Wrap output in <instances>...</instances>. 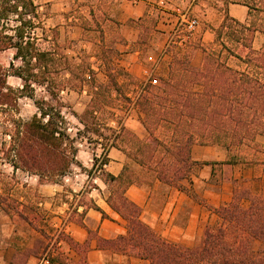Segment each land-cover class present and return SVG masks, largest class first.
Returning a JSON list of instances; mask_svg holds the SVG:
<instances>
[{
    "label": "trees",
    "instance_id": "1",
    "mask_svg": "<svg viewBox=\"0 0 264 264\" xmlns=\"http://www.w3.org/2000/svg\"><path fill=\"white\" fill-rule=\"evenodd\" d=\"M223 3L225 10L229 3H239L248 7L249 13L264 12V0H223ZM36 29L40 32L37 35ZM255 31L264 32V28L253 20L241 22L231 18L225 11L222 22L214 29L213 43L197 45L203 51L198 66L193 65L186 51H175L160 84L150 81L142 84L128 100L140 111L143 126L153 135L152 143L137 140L133 158L154 179L197 199L190 171L202 163L190 158L194 143L224 146L232 154L228 163L246 162L247 151L253 150L254 154L259 151L254 139L256 135H264V44L259 49L252 48ZM49 32L52 28L43 26L34 0H0V51L14 50L9 66L0 65V106L6 104L11 90L6 77L15 76L23 82L19 97L33 99L39 111V117L34 114L26 123L20 141L19 131L11 135L18 140L16 155L21 162L12 164L30 171L29 162L34 171L45 177L63 174L65 169V165L56 167L50 159L41 158L61 154L57 147L63 135L59 126L61 110L44 98L35 99L32 85L45 87L50 97H54L63 89L56 85L53 75L63 70L75 77L78 87L83 86L86 75L95 80L92 73L87 74L91 70L82 62H74L70 68L71 62ZM44 42L49 45L44 46ZM228 43L240 44L247 52L241 55ZM231 58L236 59L234 64L229 62ZM106 77L105 82L90 85L91 105L83 112L84 116L102 105L100 97L110 89L121 96L122 83L115 74L107 71ZM156 129L161 130L162 136L154 135ZM32 142L37 143V155L31 152L26 159L28 154H22L19 148ZM107 177L110 182H123L125 188L133 181L123 173L118 176L107 173ZM259 181V178L253 183L236 181L231 200L211 208L216 219L206 224L200 239L191 245L167 240L140 221V208L124 196V190L114 200L111 193L107 201L126 220V232L111 239L98 238L96 246L111 254L138 257L147 264H264V247L257 245H264V188L254 187ZM72 244L84 255L87 245ZM80 264H88L84 256Z\"/></svg>",
    "mask_w": 264,
    "mask_h": 264
},
{
    "label": "crops",
    "instance_id": "2",
    "mask_svg": "<svg viewBox=\"0 0 264 264\" xmlns=\"http://www.w3.org/2000/svg\"><path fill=\"white\" fill-rule=\"evenodd\" d=\"M164 3L182 4L197 18V43L193 42L191 55L195 66L203 57V51L197 45L213 43L212 28L220 25L225 11L231 18L241 22L253 20L264 28V12L259 13L263 19L258 18L255 12L249 13L248 7L239 3H229L225 10L223 0H121L120 8L125 9L121 16L138 18L150 6ZM172 31L173 28L163 33V40L157 44L160 54H165ZM133 41L135 39H130L129 44ZM263 44L264 32L255 31L252 48L259 49ZM13 53L11 48L0 51L3 68L9 66ZM3 54H7L5 61ZM129 60L132 65H140V52L130 53ZM148 60H154L153 56L149 55ZM229 62L234 64L236 59L231 58ZM10 80L21 82L18 77L7 76L6 83L10 87H14ZM254 143L259 151L256 154L253 150L247 151L248 160L238 163H228L232 154L224 146L194 143L190 158L202 163L190 171L197 199L147 178L131 182L123 194L140 208V221L167 240L191 245L200 239L206 224L216 219L211 208L231 200L235 180L253 183L259 178L260 186L264 188V135H256ZM107 156L106 172L120 175L127 164L126 154L112 147ZM0 171L3 176V181L0 180V264H80L83 256L88 264H147L138 257L111 254L96 246L98 238L111 239L126 232V220L107 201L111 192L109 189L104 191L105 183L102 186L98 183L99 187L89 190L87 182L78 175L76 178L63 176L60 180H42L21 167H14L1 154ZM72 243L87 245L84 255Z\"/></svg>",
    "mask_w": 264,
    "mask_h": 264
},
{
    "label": "rangeland",
    "instance_id": "3",
    "mask_svg": "<svg viewBox=\"0 0 264 264\" xmlns=\"http://www.w3.org/2000/svg\"><path fill=\"white\" fill-rule=\"evenodd\" d=\"M34 2L39 6L43 26L46 29L52 28V32L48 33L49 37L56 38L61 45L62 53L71 62L70 68L73 67L72 63L82 62L91 70L87 71V74L92 73L95 80L88 79L89 76L86 75L83 86L78 87L75 77L63 70L53 75L56 85L62 86L63 89L54 97H50L45 87L32 85L35 99L44 98L61 110L59 126L63 135L57 141L61 154L56 157L48 154L41 158L45 161L50 159L56 167L65 165V169L63 174L45 177L34 171V166L27 162V166L32 168L28 172L42 180L52 178L60 180L63 176L76 178L78 175L87 182V189L92 190V187H99L98 183L101 186L105 183L107 187L104 191L107 192L109 189L112 196L117 198L126 185L119 181L110 182L104 165L109 159L108 150L114 147L121 149L127 156V164L122 172L124 177H129L133 181L154 179L152 173L133 158L132 153L138 146L137 140L152 143L153 135H150L143 126L140 111L128 100L132 99L140 85L148 83L149 79L156 80L154 85L160 84L161 79L167 74V65L173 52L180 50L192 55L193 42L197 43L195 30L188 32L183 25L171 32L172 39L165 47L164 55L160 54V46L157 44L163 40V33L176 27L181 19L196 18L194 13L182 4L164 3L150 6L143 16L127 18L126 15L121 16V11H125L120 8L121 0H34ZM256 15L263 19L262 15L257 13ZM217 27L212 28L213 32ZM35 31L36 35L37 32L40 33L37 29ZM130 39L135 41L129 44ZM43 45L48 46L49 43L44 42ZM228 46L241 55L247 52L240 44L235 46L228 43ZM136 50L141 56V63L137 66L132 65V61L129 60V54ZM6 55L3 54L4 61L7 60ZM149 55H152L154 60H148ZM16 65L19 63L16 62ZM145 70L149 74H145ZM107 71L114 73L118 82L122 83L121 96L110 89L100 97L102 105L93 113L84 116L83 112L91 105L90 85L94 82H105ZM19 82L10 80L14 87L6 83L11 90L6 104L0 106V154L5 160L21 165L15 145L26 132V123L33 114L39 117V111L34 100L28 96L19 99ZM20 84L23 86L22 81ZM18 131L20 133L18 140L16 137L11 138V135ZM154 135L162 136L161 130L156 129ZM36 150L35 142L24 143L19 148V152L28 154L26 159H29L31 152L37 155ZM0 180L3 181L1 171ZM236 181L238 180H235V183ZM255 186L261 187L260 181L254 183ZM257 245L264 247L261 243Z\"/></svg>",
    "mask_w": 264,
    "mask_h": 264
},
{
    "label": "built area",
    "instance_id": "4",
    "mask_svg": "<svg viewBox=\"0 0 264 264\" xmlns=\"http://www.w3.org/2000/svg\"><path fill=\"white\" fill-rule=\"evenodd\" d=\"M183 25L184 29L188 32H192L193 30L196 29L197 25H198V21L196 18H193V19H181L178 23V25H175L176 27H173V30L175 28H178L179 26ZM145 74H149L147 70L144 71ZM151 74L149 75V78H150ZM149 81L152 83V84H155L156 83V80L155 79H149Z\"/></svg>",
    "mask_w": 264,
    "mask_h": 264
}]
</instances>
